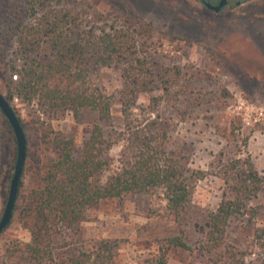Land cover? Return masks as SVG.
I'll return each mask as SVG.
<instances>
[{
	"label": "trees",
	"instance_id": "obj_1",
	"mask_svg": "<svg viewBox=\"0 0 264 264\" xmlns=\"http://www.w3.org/2000/svg\"><path fill=\"white\" fill-rule=\"evenodd\" d=\"M63 1L0 0V59L9 66L5 96L10 98L21 120L27 150L28 134L36 129L40 143L58 154H46V159L38 162V152L27 151L17 200L23 191L26 193L23 201L16 202L13 218L17 216L31 239L11 238L2 248L0 264H122L118 240L96 236L89 241H80L78 237L69 241L65 237L74 230L78 232L93 204L128 193L162 190L170 210L179 215L189 205L195 183L205 174L188 166L187 148H170L172 122L158 111L145 126L129 127L125 144L130 155L121 160V166L106 181L101 180L111 163L106 151L120 141L119 133L106 136L95 124L90 136L84 139L82 154L77 156L73 139L55 131L52 124L45 125L37 115H21L12 103L15 96L48 117L67 110L78 116L89 110L98 112L101 119L109 118L110 100L88 84L93 66L99 64L122 71L119 101L125 117L130 116L141 93L153 91L156 85L170 93L175 83L171 69L176 75L182 73L179 66L168 68L138 55L140 46L149 45L153 37L151 22L127 15L124 24L114 27V31L82 36L75 29L70 11L63 15L55 11L53 5ZM14 74H18L17 80L13 79ZM161 98L152 96L150 108L155 110ZM0 112L3 114L1 109ZM33 169L34 183L25 188V178ZM219 174L225 184L221 201L216 210L206 214L203 223L195 225L198 240L190 244L185 233L157 239L159 252L152 264H169L172 250L184 252L186 264H247L246 252L230 240L229 228L237 219H252L258 214L253 201L264 191V174L250 157L229 158ZM59 236L65 242L59 244ZM71 244H76V248L61 250Z\"/></svg>",
	"mask_w": 264,
	"mask_h": 264
},
{
	"label": "rangeland",
	"instance_id": "obj_2",
	"mask_svg": "<svg viewBox=\"0 0 264 264\" xmlns=\"http://www.w3.org/2000/svg\"><path fill=\"white\" fill-rule=\"evenodd\" d=\"M53 7L59 15L70 11L75 29L88 37L114 31V27L124 24L127 15L144 18L153 24L154 34L149 45L140 46L138 55L168 68L179 66L182 73L176 75L171 69L175 83L170 93L156 85L153 91L139 95L132 113L125 117L119 101L122 71L99 64L93 66L88 84L110 100L109 118L101 119L98 112L89 110L78 116L67 110L48 117L41 109L35 112L32 104L23 102L17 106L21 115L26 118L37 115L45 125L50 123L55 131L73 139L77 156L82 154L84 139L90 136L95 124L106 136L119 133L120 141L106 151L111 162L101 177L106 181L121 166V160L130 155L125 144L129 127L145 126L158 111L172 122L170 148H187L188 166L205 172L192 189L189 205L179 215L170 210L162 190L128 193L89 207L87 219L78 232L72 231L66 240L78 237L80 241H89L96 236L118 240L122 264H152L159 252L157 239L165 236L185 233L188 242L194 245L200 236L195 225L203 223L206 214L216 210L221 201L225 186L219 174L222 164L232 157H250L256 169L264 174V0H248L220 12L206 8L200 0H64ZM8 67L7 61L0 59V91L4 95H8L5 87ZM158 95L162 98L155 111L150 108L151 97ZM39 136L36 129L28 134L27 151L38 152L36 161H44L46 154L58 157L55 150L40 143ZM16 158L14 131L0 112V219ZM34 171L28 172L25 188L33 185ZM25 193H21L17 202L24 200ZM253 203L259 210L256 217L234 221L229 238L245 250L247 264H264V191ZM11 238L31 239L17 216L0 235V263H3L2 248ZM65 238L59 236L57 242H65ZM76 246L71 244L61 250ZM186 260L181 250L169 254V264H186Z\"/></svg>",
	"mask_w": 264,
	"mask_h": 264
},
{
	"label": "water",
	"instance_id": "obj_3",
	"mask_svg": "<svg viewBox=\"0 0 264 264\" xmlns=\"http://www.w3.org/2000/svg\"><path fill=\"white\" fill-rule=\"evenodd\" d=\"M227 0H220L217 5L206 1L207 7L220 11ZM0 109L10 123L17 141V158L12 176L7 203L2 218L0 219V235L11 222L18 198L19 186L24 165L27 158V138L21 120L17 115L10 100L0 91Z\"/></svg>",
	"mask_w": 264,
	"mask_h": 264
},
{
	"label": "flooded vegetation",
	"instance_id": "obj_4",
	"mask_svg": "<svg viewBox=\"0 0 264 264\" xmlns=\"http://www.w3.org/2000/svg\"><path fill=\"white\" fill-rule=\"evenodd\" d=\"M200 1L206 8H209L206 5V1L210 2L213 5H217L220 2V0H200ZM246 1H248V0H227V3L221 8V10L227 6H230L231 9H234L237 5H241L243 3H246ZM209 9H211V8H209ZM211 10H213V9H211ZM220 11H215V12H220Z\"/></svg>",
	"mask_w": 264,
	"mask_h": 264
},
{
	"label": "built area",
	"instance_id": "obj_5",
	"mask_svg": "<svg viewBox=\"0 0 264 264\" xmlns=\"http://www.w3.org/2000/svg\"><path fill=\"white\" fill-rule=\"evenodd\" d=\"M18 78H19V77H18V74H14V75H13V79H14V80H17ZM12 103L15 104L16 106H18V105H22V101H21L20 98L17 97V96H15V97L13 98Z\"/></svg>",
	"mask_w": 264,
	"mask_h": 264
}]
</instances>
